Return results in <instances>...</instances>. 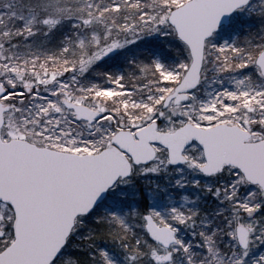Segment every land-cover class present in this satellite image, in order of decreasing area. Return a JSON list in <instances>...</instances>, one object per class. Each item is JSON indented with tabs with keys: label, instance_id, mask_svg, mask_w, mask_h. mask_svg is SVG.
<instances>
[{
	"label": "snow or ice",
	"instance_id": "obj_1",
	"mask_svg": "<svg viewBox=\"0 0 264 264\" xmlns=\"http://www.w3.org/2000/svg\"><path fill=\"white\" fill-rule=\"evenodd\" d=\"M0 264H264V0H0Z\"/></svg>",
	"mask_w": 264,
	"mask_h": 264
}]
</instances>
